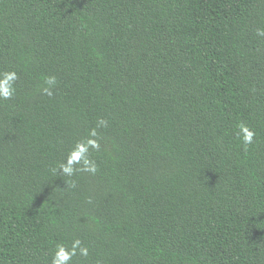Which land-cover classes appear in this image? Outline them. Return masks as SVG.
<instances>
[{
    "label": "trees",
    "instance_id": "trees-1",
    "mask_svg": "<svg viewBox=\"0 0 264 264\" xmlns=\"http://www.w3.org/2000/svg\"><path fill=\"white\" fill-rule=\"evenodd\" d=\"M257 29L264 0H0V264H264Z\"/></svg>",
    "mask_w": 264,
    "mask_h": 264
},
{
    "label": "clouds",
    "instance_id": "clouds-1",
    "mask_svg": "<svg viewBox=\"0 0 264 264\" xmlns=\"http://www.w3.org/2000/svg\"><path fill=\"white\" fill-rule=\"evenodd\" d=\"M257 35L259 36H264V30L262 29H257ZM3 79L0 80V97L3 99H9L13 96L14 94V87H13V82L17 79V74L12 71V72H5L2 74ZM55 82V78L51 77L47 81L48 84H53ZM46 92H48L49 95H51V92L48 89H45ZM242 131L244 133L243 135V142L245 144H250L252 143V138L254 133L250 130L247 129V127L242 126ZM93 134H95L93 132ZM93 147H99L98 144H95L93 142ZM83 149H81L78 152H75L72 154V156L69 157L68 161L66 164L61 166L62 171L65 174L72 175L73 172L75 171L73 165L77 163L83 153ZM85 164H88V161L85 160ZM84 171H91L95 172V165L93 164L91 167H85L83 169ZM80 246V241L76 240L74 241L72 248L67 249L63 244L57 245V249L54 253L52 264H68V262L72 259L74 255H76V249ZM80 255L82 256H87L88 255V249L86 247H80Z\"/></svg>",
    "mask_w": 264,
    "mask_h": 264
}]
</instances>
